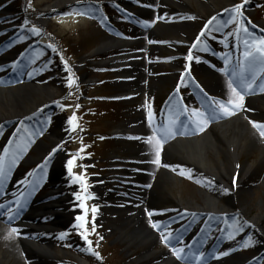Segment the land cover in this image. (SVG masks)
<instances>
[{
    "label": "rangeland",
    "instance_id": "obj_1",
    "mask_svg": "<svg viewBox=\"0 0 264 264\" xmlns=\"http://www.w3.org/2000/svg\"><path fill=\"white\" fill-rule=\"evenodd\" d=\"M52 1L0 0V43H2L0 45V63L8 62V60L14 58L18 51L27 47V50L22 53L23 55L15 60L17 61L16 66L20 65L23 68L22 71L14 70L10 72L11 70L3 69L0 66V89L15 90L21 87V83L26 77L38 79L39 83H46L49 87L54 88V98L46 101L51 106L46 108L48 116L46 117V124L42 125L44 131H41L38 123H35L34 127L26 128L20 134L22 136L21 140L25 141V145H30L25 147L24 159L38 157L41 152V148L37 145L39 139L50 128L55 130L57 120L61 118L66 121L67 130L64 132L62 142L57 149L64 151L66 162L72 159V157L69 158L67 152L70 154L77 152L78 154H74L77 159L72 171L86 176L87 188L91 193L88 199L89 194L82 191L81 197L84 199H80L79 207L82 210L80 214L81 216L85 215L86 207L88 239L92 241L91 247L94 252L99 253V256L87 251L89 247L87 242L76 235L82 229L76 227L63 229L62 233L65 235L62 239L60 238L62 233L54 237L53 248L59 254L57 258L67 259L61 264H71L68 260L77 263L78 260L74 256L75 253L71 250L72 244L76 242L83 245L85 253L82 254L93 261L91 264H147L146 260H140V256L145 252V246H143L144 248L138 247L139 243L137 240L130 243L122 237L120 233V229L124 227L122 218L116 217L114 219V217L109 215L107 216V221H104L103 217L91 211L94 205L97 208L100 205L94 200L95 194L93 190L96 186L93 184L91 177H94L95 174L101 175L100 178L107 176V178H103V183L98 186L101 191H104L105 187L110 186V194L112 196L119 195L121 192L131 191L128 183H121L117 178L115 180V173L113 172L110 173L114 177L112 185L108 184L107 181L111 179L108 178V173L106 174L105 171L104 173L100 168L103 166L104 160L109 161L115 154L129 159L133 153L132 148L136 146L135 140H129L124 137L116 138L111 135L109 137L108 131L125 127L131 120L139 117L145 118L147 116L149 118L150 113L151 117L158 115V111L166 103L168 95L174 88H179L178 82L183 77L184 70H189L191 75H187L191 77L193 75L195 78L211 79V77L207 76V73H203L202 61L204 59L202 60L200 55H203L205 60L210 63L214 61L219 67L222 66L218 64L219 58H225V55L227 56L231 52H241L243 55L245 50L243 40L248 39V35L242 31L237 33V29L240 26L239 22L225 23V21L229 20L232 13L224 10L232 9L235 5L244 3V0H225V2H230L229 6L218 8L213 14H209V12L199 13L202 16L201 19L190 16V13L196 10L195 0H192L191 5L185 3V12L173 10L175 8L172 9L170 5L169 7L160 5V7L163 6L161 15L168 21L172 23L191 22V27L186 28L184 33L195 40L194 44H196L197 39L200 40V43L193 48V51L188 45L190 44L189 41L187 43L172 44V40L165 34H159L153 38L148 37L149 29L146 26L154 27L158 23V11L155 9L157 4L160 3L158 0L154 4L144 0H135L136 3L131 4V6L116 2L117 7L125 9L127 13H130V16L123 15L119 9L110 7L108 4H104V12L99 7L90 8L88 6V10L97 12V16L102 17V19L107 18L113 26L120 30L121 36H115L116 38L138 40L134 44L133 49L139 50L144 57L143 59L129 62L128 65H131V68L133 67V71L137 70L135 75L139 76L138 79L142 83V91L128 96L126 104H124L123 100H115L112 96L114 94L117 99H122V87L119 84V80L125 70L120 68L113 69V66H110L111 64L105 63L104 55L95 54L101 43L112 34L104 26L102 19L83 15L75 17L66 15V13L56 15L50 10L44 17L38 16V12ZM145 6L154 7L153 10L148 11V16L141 14V11L146 9ZM242 11L244 23L249 33L255 36L264 35V0H247ZM104 13L108 14V16H105ZM219 13L221 16L218 15ZM136 16L142 18L138 19ZM213 16L217 17V19L208 26V31L201 37V31L205 29V25ZM152 21L155 22L152 23ZM137 22L140 23L141 27L136 26ZM14 28L17 29L15 30ZM32 28H38L40 30L39 34L31 31ZM217 28H219V31H217ZM230 32L234 34L229 35ZM38 35L42 36L39 37ZM28 40H33L32 45H27L26 42ZM208 43H214L216 46L212 59L205 52L200 53V46L204 44L206 46ZM155 46L159 47L155 48ZM172 46L175 47L173 48ZM174 49L176 51L173 52L172 50ZM110 53L113 55L114 51ZM188 55L193 56L192 61H188ZM64 61H67V66ZM171 63L179 67L174 68ZM69 68L71 72H69ZM5 74L8 75L5 76ZM70 75L74 79L75 76L76 78L79 77L78 85L73 84L71 87L68 85L67 78ZM83 75H87L85 79H89L82 81L81 77ZM191 77L187 76V78H184L182 81L184 86L183 88L181 87L183 90L180 92H186V87L189 88L192 83L190 81ZM97 78L99 82L96 81ZM258 78H262L264 81V75ZM218 94L220 97L225 98V94H220L219 92L214 95L219 96ZM193 109L203 111L194 105ZM52 113H56V116L51 115ZM74 114L78 118L76 121L78 126L73 131L69 119ZM256 121L258 122V119ZM22 128H25L24 124H22ZM28 129H31V131ZM37 133L39 134L38 137L33 138L34 134ZM42 140L49 143L44 137ZM81 149L83 151H80ZM245 163H253L256 168L255 172L245 179L237 189L235 204L231 208L230 213L225 215V217H219L220 221L226 224L227 231H231L230 226L233 225L234 221L239 222L243 230L234 232L233 238L237 242L241 239V243L237 244L235 251L233 250L232 253L225 251L227 254L224 256H221L224 251L223 248H219L216 251L209 250L202 258L206 264H238L237 261L240 258L249 254L256 256L258 252L262 253L259 264H264V158L261 159L260 150H255L252 154L245 155L241 160L240 166ZM23 164L24 160L20 166L24 167ZM127 166L130 168V165ZM127 166L123 165L121 170H127ZM123 171H120V173ZM120 173L117 172V177ZM157 173L158 170L152 174L149 172L138 174L137 179L134 182H130L137 184V186L140 185L138 189L136 186V192H132L135 195L132 204H136L138 207L134 208L138 210L142 219L140 220L141 225L147 226L149 231L152 233L154 231L156 238L158 237L157 248L159 250H167V245L161 240V229L158 231L150 223L151 219L156 216L152 208L157 207L165 210L168 206H164V204L179 201H181V205L190 204L195 206L196 204H203L205 196L201 192L200 185L192 177H185L176 178L171 183V192L166 193L164 199H161L160 193L151 191L157 190L155 187ZM99 179L94 178L93 181L99 183ZM44 181L43 185H45ZM78 185L81 184L78 182ZM42 189L40 187L38 190L37 194L39 197L47 195V192ZM77 190L75 189L73 192L76 193ZM224 199L225 195L221 196L220 204L224 202ZM81 204H84L85 207H81ZM148 212H152V215L149 216ZM178 214L179 212L176 211L174 214L164 213L162 216L160 215L158 223L162 225L164 220ZM70 216L73 218L78 217L75 214ZM93 217H95L94 231ZM257 217L259 218L257 219ZM187 220L188 218H185L164 224L165 230L177 229L179 223H184ZM164 234L167 235V233ZM249 237L254 243L244 246ZM63 246L65 250L62 252ZM46 260L49 264H58L57 260ZM23 263L26 264L25 257L23 261H17L15 257H12L6 264Z\"/></svg>",
    "mask_w": 264,
    "mask_h": 264
},
{
    "label": "bare ground",
    "instance_id": "obj_2",
    "mask_svg": "<svg viewBox=\"0 0 264 264\" xmlns=\"http://www.w3.org/2000/svg\"><path fill=\"white\" fill-rule=\"evenodd\" d=\"M84 1L86 0H53L38 12V16L44 17L48 14L49 10L56 15L83 12L80 3ZM92 1L98 2V4H105L106 1L115 0ZM132 1L117 0V2L126 4L127 6H131ZM160 1L161 5L165 7H169L170 5L172 9L175 8L173 10H177L178 12H185V3L192 4V0ZM76 2L80 3L75 4ZM194 2H196V10L192 11L190 16L198 19L202 18L201 13L209 12V14H213L218 8L230 5V2H225V0H195ZM162 10L163 6L159 7L158 17H162V19H159L158 23L149 30L148 37L153 38L156 35L165 34L172 40V44L179 42L187 43L189 41L190 44L188 45L193 51L194 47L192 45H194L195 40L184 33L186 28L191 27V22L182 21L181 23H172L161 15ZM148 11L149 9L146 7L143 13L148 15ZM84 13L83 16L88 15L87 12ZM71 16L77 17L78 15L73 14ZM137 42L138 40L119 39L114 36H109L96 49L95 54H101L103 56L109 51H114V62L120 65V61H122L123 66H127L128 62L143 59L144 57L138 50L133 49L134 44ZM158 47L155 46V48ZM172 47L174 48L175 46ZM116 50L119 52H116ZM172 51L174 52L176 49ZM218 62H221L220 58ZM206 65L203 67V73H208L210 68L208 64ZM171 66L174 68L179 67L174 63H171ZM129 70L127 68L125 75H129L133 79L126 77L121 79V86L125 84L127 94H137L142 91V83L138 79L139 76L135 75L137 74V70L133 73L129 72ZM230 74H233V72H230ZM216 80H218L214 86L216 92H221L220 94H225L229 98L230 89L228 82L224 77H218ZM54 95V88L49 87L46 83H39L38 79L22 81L21 87L15 90L0 89V125L8 121L10 122L15 117H18L20 120L29 117L30 114L37 111L46 101L54 98ZM259 104L264 105V93L249 98L247 105L242 109L236 111L229 117L213 121L202 131L186 136L182 134V136H178L171 142L163 145L160 153V165L157 167L151 162L154 159L151 146L146 141L145 143H141L137 139V137H146L143 135L145 130L141 118L139 117L130 121L127 126L122 128V133L127 138L137 140V145L132 148L133 153L129 160L133 168L132 171L122 172L119 178L133 182L137 174H143L149 170L156 169L158 173L155 187L159 192L157 190L151 191L153 193H160L161 199H164L165 194L171 192V183L176 178L192 177L200 185L201 192L205 196L203 204L193 205L194 207L192 208L198 209L197 212L200 213L205 212V215H201L203 217L210 216L216 210L221 213L230 211L235 204V193L237 189L245 179L254 174L256 169L253 163H245L243 166H240L241 160L245 155L252 154L255 150H260L261 159L264 158V137L258 135L259 131L253 127L252 123H250L251 120L248 118L252 116L251 110L253 106L255 107ZM256 114L262 115L264 114V110H260ZM58 123L59 127L57 129L50 130L44 136L49 143L45 141L37 143L41 148L40 153L43 154L39 159L43 160L49 151L60 145L65 132L63 129L65 123L63 120H59ZM63 163V152L56 153L49 167L51 175L50 182L53 184L52 190L63 191L70 189L69 186L72 182L63 173ZM165 165H168V167H165ZM201 179H204L205 185ZM207 182L213 183V185ZM15 185L19 186V183L17 182ZM130 185L131 187L135 186L132 183ZM223 189H228V191L225 192ZM223 195H225V199L220 204L221 196ZM131 196L130 193L110 196L106 193L97 192L96 202L102 203L96 212L97 215L103 217L104 221H107V214L114 217V219L116 217L122 218L124 222V227L120 229L122 237L130 243L137 240L139 243L138 247L145 246V252L140 256V260H146L147 264H180L174 259L171 253L169 254L157 248L156 243L158 237L156 238L154 231L153 233L150 232L147 226L141 225L140 220L142 219L140 218L138 210L131 204L122 205L124 200H131ZM77 200L73 193H68L66 196H63L57 192H55L54 196H49L42 200L35 199L27 219L18 225L19 227L24 226L20 229L22 236L10 235L9 227L3 226L0 223V264H6L12 257H15L17 261H23L24 254L26 264H49L46 259H54L57 261L66 260V258H57L59 254L54 250L52 240L43 236H39L35 240L30 239V236L28 239L27 233L30 235L32 233L56 235L61 232V229L75 225V219L71 218L70 215L78 211ZM113 202H115L114 205ZM180 203L181 201L164 204V206H168L165 210L153 207L152 211L156 216L151 221L156 223L164 213L174 214L175 211L180 212L182 216L191 215L188 212L186 214L182 213L183 208ZM185 205L191 207L190 204ZM49 217L50 219L46 221ZM61 250L63 252V249ZM73 252L75 253V258L79 260L78 264H91L93 262L91 259H87L81 251L77 250Z\"/></svg>",
    "mask_w": 264,
    "mask_h": 264
},
{
    "label": "snow or ice",
    "instance_id": "obj_3",
    "mask_svg": "<svg viewBox=\"0 0 264 264\" xmlns=\"http://www.w3.org/2000/svg\"><path fill=\"white\" fill-rule=\"evenodd\" d=\"M247 3V0H244V3L235 5L232 9H225V12H231L232 15L230 16L229 20L225 21V23H236L239 22V28L237 29L238 32H244L248 35V39L243 40V44L245 47L243 57H244V63L241 70L236 72V75L239 77V84H234L232 79H229L228 81V87L230 89V95L229 98L225 100H216L212 99L210 101L209 107L212 108L210 113L198 111L196 109H193L189 115L194 116L195 119L191 120L190 123L195 125L196 131H202L204 127L207 126L209 119H218L221 116H231L236 111H239L244 106V94L247 91H250L253 88V85L256 80L257 75V69L259 70V73H264V35L262 36H255L251 33H249L247 26L244 23L243 18V7L244 4ZM84 15V12H74V13H66V15ZM158 19H162V17H158ZM217 17L213 16L205 25V29L201 31L200 36H204L206 32L208 31V26L215 21ZM155 21H152L154 23ZM27 23V22H26ZM148 23V22H145ZM31 31L35 32L36 34H39L40 30L38 28H32ZM217 31H219V28H217ZM234 33L230 32L229 35H233ZM239 39V37H238ZM200 43V40L197 39L196 44L192 45V47H196L197 44ZM55 50V49H54ZM188 61H192L193 57L192 55H188L187 57ZM65 65L67 66V61H64ZM69 72H71V69H68ZM251 71L253 73L251 79L248 78V76L245 75V73ZM226 74L227 70H225ZM187 74V73H186ZM68 85L71 87L73 84H76V79L73 78V76H69L67 78ZM261 90H264V86L261 87ZM59 103V102H56ZM215 107H212V106ZM63 107V106H61ZM79 107V105H77ZM184 113L182 111H177L174 114L170 113L167 119V122L165 124L161 125H155L153 127V135L146 138V142L148 145L151 146V150L154 153V159L151 161L155 165H160V153L163 148V144L171 139L173 136H175L178 133V125L183 127L185 131H188V126L184 124L179 117L183 115ZM151 113L149 114V120L151 122ZM77 117L74 114L69 119V123L72 125V130L74 131L75 128L78 126L76 123ZM252 123L253 127L256 128L259 131V135L261 137H264V123H260L257 121H250ZM179 134H184V132H179ZM137 139H140L137 137ZM19 150L23 151L26 145H18L17 146ZM53 151H56L55 149ZM80 151H83L81 149ZM7 153L5 154V157H7ZM13 159H15V155H13ZM77 159V156H73L72 159L68 160L67 167L68 171L72 173V169L74 166V163ZM165 167H168V165H165ZM6 175V160L0 159V181L3 180V178ZM29 175H32L29 173ZM74 182H79L82 186L85 192H87V182H86V176L85 175H77L75 173H72ZM225 192L228 191V189H223ZM77 199H84L81 197L79 193L76 194ZM23 203L20 202V200H17V207L15 212H12L11 208H8V219L9 221H12L17 218L19 215L20 210L23 208ZM6 206L3 204H0V209L5 208ZM81 207H85L84 204H81ZM93 213H96L98 211L97 207L94 205L91 209ZM86 212L87 208L85 207V215L76 217L78 224L75 225L76 228L82 229L80 231V236L87 242L89 245L87 251L93 252L95 255L99 256L98 252H94L93 248L91 247L92 241L88 239V228H87V220H86ZM149 216L152 215V212L147 213ZM93 231L95 230V217H93ZM151 225L153 228L159 229L160 224L151 222ZM231 232L229 233L228 238H232V233L242 231L243 228L239 224L238 221H234L233 225L230 226ZM19 228L13 227L9 230V234H19ZM65 234H61L60 238H64ZM102 239V237H101ZM173 239L172 233L168 232L167 235H165L163 232L161 233V240L166 245L171 243V240ZM177 243H179V238H176ZM254 243V241L251 239V237L248 238L244 246H248L249 244ZM171 251L173 254L176 255L178 259L187 260L189 257L185 255V249L183 247H172ZM227 253H222V255H226ZM195 259L200 260L204 257V253L201 252L199 256H195V254H192Z\"/></svg>",
    "mask_w": 264,
    "mask_h": 264
}]
</instances>
